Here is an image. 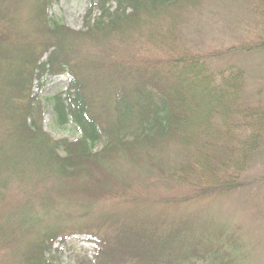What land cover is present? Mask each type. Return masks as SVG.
<instances>
[{
  "label": "trees",
  "instance_id": "trees-1",
  "mask_svg": "<svg viewBox=\"0 0 264 264\" xmlns=\"http://www.w3.org/2000/svg\"><path fill=\"white\" fill-rule=\"evenodd\" d=\"M24 1L0 3V174L21 164L43 166L56 179L51 192L54 187L96 199L108 195L112 200L119 192L124 197L129 190L134 192L121 166L141 165L147 151L149 162L164 172L163 159H153L152 152L174 145L183 158L172 171H181L184 180L199 178L192 180L194 193L177 200L204 198L244 183L240 173L258 154L264 135V104L244 100V68L212 65L213 53L184 51L161 59L115 57L116 48L110 44L116 34L130 36L128 31L136 25L154 24L153 18L164 19L171 9L190 0H94L86 29L52 18L47 12L52 0H33L34 15L20 20L16 9ZM85 42L94 48L88 53L94 76L86 81L75 61ZM103 43L107 48L101 53L97 47ZM47 72L69 74L66 96L58 95L53 101L55 120L58 126L77 124L82 131L79 138L54 139L44 129L42 102L32 87ZM227 136L220 147L218 140ZM105 137L107 142L95 151ZM0 195V199L6 196L1 188ZM81 230L96 234L88 227ZM159 231L158 224L146 231L123 225L116 246L103 237L94 261L82 262L126 264L136 259L138 264H181L182 243L163 242ZM42 233L23 249L18 264H62L47 256L59 232ZM2 235L1 227L0 239L7 248L13 238L5 240Z\"/></svg>",
  "mask_w": 264,
  "mask_h": 264
},
{
  "label": "rangeland",
  "instance_id": "rangeland-1",
  "mask_svg": "<svg viewBox=\"0 0 264 264\" xmlns=\"http://www.w3.org/2000/svg\"><path fill=\"white\" fill-rule=\"evenodd\" d=\"M7 1L0 0V3L4 5ZM32 2L25 0L18 5L20 20L34 15ZM93 2L52 0L47 12L74 29H86ZM111 3L116 5L115 1ZM94 15L98 16L99 12ZM151 22L155 23L131 28L130 36L122 33L113 36L110 44L116 48L114 56L131 54L161 59L184 51L213 53L209 57L212 65L230 63L244 68L245 102L264 104V0H190L171 9L164 19L153 18ZM165 37L168 43H164ZM98 46L100 52L107 48L105 43ZM81 50L74 59L86 81L94 76L88 56L94 48L85 42ZM220 51L226 52L219 55ZM68 84V72L59 75L47 72L33 82L32 89L38 93L43 106L44 129L54 139L73 140L82 135L74 122L58 126V118L55 120L53 101L58 95L66 96ZM228 139V136L219 139L218 145L221 147ZM106 142L105 137L95 151ZM60 152L65 153L63 147ZM146 152L141 165L121 166L122 175L132 184L135 193L129 190L124 197L118 188L119 194L112 200L108 195L96 199L90 194L59 191L54 187L51 192L50 186L56 179L43 166L21 164L5 169L0 174V188L6 195L0 199V228L5 232L2 238L9 236L13 243L6 248L0 239V264H18L23 249L39 240L42 231H58L60 235L48 257L62 264H84V259L94 261L103 237L109 244L111 239V246H116L123 236V225L146 231L155 224L160 228L163 242L182 243L183 251L178 258L181 264H264V135L258 154L240 173L244 183L204 198L176 199L194 193L192 180L199 178L184 180L181 171H172L183 158L174 145L152 152L153 159H163L164 172L160 165L149 162ZM7 179L9 183L5 184ZM140 193L143 199L138 196ZM133 196L140 201L135 202ZM86 227L96 234L81 230ZM134 263L138 264V260L126 262Z\"/></svg>",
  "mask_w": 264,
  "mask_h": 264
}]
</instances>
